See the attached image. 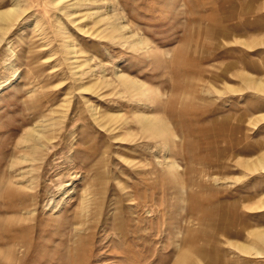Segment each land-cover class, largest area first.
Segmentation results:
<instances>
[{
	"label": "rangeland",
	"instance_id": "374dc122",
	"mask_svg": "<svg viewBox=\"0 0 264 264\" xmlns=\"http://www.w3.org/2000/svg\"><path fill=\"white\" fill-rule=\"evenodd\" d=\"M12 7L0 264H264V0Z\"/></svg>",
	"mask_w": 264,
	"mask_h": 264
},
{
	"label": "bare ground",
	"instance_id": "6f19581e",
	"mask_svg": "<svg viewBox=\"0 0 264 264\" xmlns=\"http://www.w3.org/2000/svg\"><path fill=\"white\" fill-rule=\"evenodd\" d=\"M18 13V10L16 7H12L11 9L9 10H6V11H3V12H0V22L2 23H5V22H9L11 21L13 18H15V15H17ZM121 79L123 80H126V78L124 77H120ZM129 85L128 87L130 89H133V90H136L137 91H142L141 94H144L146 93V90H142L141 88L143 86H140L139 84L137 83H133L131 81H129ZM245 85L247 86H252L253 88H255L256 90L260 91V90H263L264 89V83L261 82V81H257V82H253L251 83V81L249 80H246L245 82ZM139 93V92H137ZM142 96V95H141ZM144 117V116H143ZM141 119V122L142 124L148 128V129H152L154 130V128L158 129V131H163L165 132V126H164V123L161 122L160 120L159 121H155V120H149V118H143ZM245 167L250 171V172H253V173H257V172H263L264 171V156L261 157L257 162L253 163V164H248V163H245ZM246 169V170H247ZM262 207H264V201L261 203ZM260 208V207H259ZM258 231V230H256ZM255 233V232H254ZM254 235V238L256 239V241H259V243H261L262 245H264V231H258L256 232ZM251 235V236H253ZM260 245V244H259ZM236 247V246H235ZM256 248V247H254ZM253 246L250 247V246H246V245H237V249H239L241 252H245L246 254H249V252H252L254 251V253L256 252V254H261L259 252H257L256 249H254Z\"/></svg>",
	"mask_w": 264,
	"mask_h": 264
}]
</instances>
